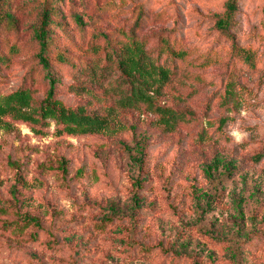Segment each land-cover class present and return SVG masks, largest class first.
<instances>
[{"label":"rangeland","instance_id":"obj_1","mask_svg":"<svg viewBox=\"0 0 264 264\" xmlns=\"http://www.w3.org/2000/svg\"><path fill=\"white\" fill-rule=\"evenodd\" d=\"M231 1L0 0V104L30 95L0 113V264H264V0H239L248 59L215 30ZM46 2L56 100L96 133L42 116ZM133 44L169 71L136 101L117 62ZM25 217L40 226L5 231Z\"/></svg>","mask_w":264,"mask_h":264},{"label":"trees","instance_id":"obj_2","mask_svg":"<svg viewBox=\"0 0 264 264\" xmlns=\"http://www.w3.org/2000/svg\"><path fill=\"white\" fill-rule=\"evenodd\" d=\"M140 12L134 11L139 15L140 19H147L146 6L141 5L140 7H135ZM239 0H233L227 5V10L223 15H217L215 17V30L220 37L225 38L231 46L232 56L235 58L240 57L248 59L251 57V53L244 46L240 45L237 40L236 35V20L239 14ZM57 15L56 5L53 2H46L44 13L42 16V21L40 29L36 34L37 42V53L36 59L39 65H41L46 71L45 79L48 82L47 96L42 103L41 113L44 118H55L58 123L64 124L63 131L68 135H74L78 132L80 133H96L105 127L103 121L97 120L89 116H85L81 112H76L67 109L64 104L56 100L57 91V80L52 75V59L50 57V52L53 44V35L51 28L53 25L52 16ZM2 18H0V23H2ZM14 21L8 19L5 25L6 27L13 26ZM1 27V24H0ZM159 50H163L169 55V64H172L174 78L177 76V61L179 59V53L172 46L170 47L169 37L163 38L159 36ZM112 51L119 54L117 47H114L112 42H108ZM133 48H129V56L127 52L122 53L118 56L117 62L121 70L129 81L131 86V96L130 101H136L138 99H143L144 90L150 88L152 85L161 84L169 80V71L166 66L155 65L151 61H146L143 59L142 51L137 44H133ZM127 48V47H126ZM141 51V52H140ZM140 53V54H139ZM1 60V59H0ZM56 60L60 63H69L67 56L64 54H58ZM128 68L130 72L127 71ZM233 88L229 87L227 95L233 94ZM6 104H0V113H6L10 108L16 107L14 103L19 104L20 108L28 106L30 103V95L25 92H16L15 94L9 96ZM19 109L16 108V111ZM140 185V184H139ZM138 185V186H139ZM31 225L40 226V220L35 217H25L24 221L16 222V224H5V231L13 232L24 227H29Z\"/></svg>","mask_w":264,"mask_h":264}]
</instances>
